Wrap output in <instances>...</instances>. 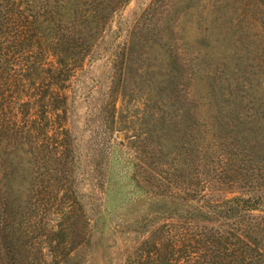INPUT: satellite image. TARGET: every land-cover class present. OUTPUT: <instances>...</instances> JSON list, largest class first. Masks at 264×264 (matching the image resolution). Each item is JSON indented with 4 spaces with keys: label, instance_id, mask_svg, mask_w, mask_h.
Wrapping results in <instances>:
<instances>
[{
    "label": "rangeland",
    "instance_id": "obj_1",
    "mask_svg": "<svg viewBox=\"0 0 264 264\" xmlns=\"http://www.w3.org/2000/svg\"><path fill=\"white\" fill-rule=\"evenodd\" d=\"M262 13L264 0H127L112 12L66 83L63 120L53 123L61 152L55 164L50 155L45 164L55 169L34 167L27 176L25 166L51 264H145L139 223L147 203L173 182L188 187L207 175L206 195H264L257 182L227 187L213 180L223 178L220 165L264 151L258 139L247 149L264 135V114H253L244 84L249 76L253 92L264 94L255 84L264 76ZM161 123H178L180 139L212 137L198 153L207 163L195 169L196 151L180 147L172 125L165 132ZM216 123L230 127L222 132ZM233 123L246 143L239 152L230 143Z\"/></svg>",
    "mask_w": 264,
    "mask_h": 264
},
{
    "label": "trees",
    "instance_id": "obj_2",
    "mask_svg": "<svg viewBox=\"0 0 264 264\" xmlns=\"http://www.w3.org/2000/svg\"><path fill=\"white\" fill-rule=\"evenodd\" d=\"M126 2L0 0V264H51L46 239L32 214L36 188L30 177L25 184V170L31 171L27 172L30 176L32 168L44 169L48 155L56 163L62 144L53 138L57 133L53 123L63 120L60 112L64 111L66 83L91 53L112 12ZM260 22L264 23L263 13ZM228 72L234 75L231 67ZM245 78L256 104L253 114L261 117L264 94L256 95L249 76ZM239 83L242 88L243 81ZM255 84L264 91V76ZM217 108L221 111V105ZM216 124L222 132L230 127ZM237 124H230L235 127L230 143L239 152L246 143ZM169 125L180 147L196 151L190 158L194 168L206 164L207 158L198 153L212 145V137L188 134L186 140L180 139L184 131L178 123H161L160 127L166 132ZM178 130L181 133L176 135ZM256 139L262 142L264 135L249 142V152ZM258 153L261 157L252 152L247 159H234L230 166L220 165V172L228 175L213 180L227 187L252 182L264 185V151ZM214 165L217 168L218 162ZM211 179L197 175L188 187L173 182L147 203L144 224L139 223L145 234V264H264V195H206ZM18 198L23 207L15 217Z\"/></svg>",
    "mask_w": 264,
    "mask_h": 264
}]
</instances>
